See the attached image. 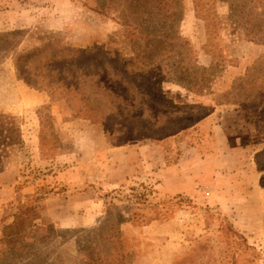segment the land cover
I'll list each match as a JSON object with an SVG mask.
<instances>
[{"label": "rangeland", "instance_id": "obj_1", "mask_svg": "<svg viewBox=\"0 0 264 264\" xmlns=\"http://www.w3.org/2000/svg\"><path fill=\"white\" fill-rule=\"evenodd\" d=\"M127 1L0 0V230L29 204L45 264H264V0H180L174 24ZM75 121L161 166L83 181Z\"/></svg>", "mask_w": 264, "mask_h": 264}, {"label": "trees", "instance_id": "obj_2", "mask_svg": "<svg viewBox=\"0 0 264 264\" xmlns=\"http://www.w3.org/2000/svg\"><path fill=\"white\" fill-rule=\"evenodd\" d=\"M175 2L176 5L179 7L177 9L174 8V0H139V1L128 0L126 2V5L129 10V14L131 12L133 13V9L136 6H138L140 7V9H142V13L147 11V15L150 16L152 13L155 14L154 12L151 11H155L163 19L170 20L171 23L174 24L181 21L182 19L180 0H176ZM132 3H134L133 6ZM129 23L125 21L123 25L131 27ZM247 25H250V23L248 22ZM137 26L141 27L140 24H137ZM141 33L142 32L139 31L140 37H141ZM250 33L253 35V38L258 37L260 35L264 37V31H262V29L251 28ZM16 34H18V32H11L5 35H1L0 41L4 38L6 39L7 37L14 36ZM167 36L173 37L174 45L177 49H181L183 43L187 44V46L189 45L188 41H186V39L182 37L179 31L175 28H171L169 35ZM82 53H87V52H84L82 50L81 55H85ZM93 54L96 55L95 52H93ZM25 57L26 60H28L23 62L25 63V67H26L30 64L29 61L30 59L29 56H25ZM96 57L99 59V57L101 56L97 54ZM113 57L115 61H118L120 59V56L117 53L115 54L113 53ZM102 60L108 62L110 61L109 57L104 54ZM119 61H124V59L121 58ZM17 71L19 72V76L24 80V82H26L28 85H33V83H31L23 75V71L21 69L17 68ZM0 135H1V126H0ZM38 218L39 217L37 215L36 208L33 205H29V204L18 207L16 212L8 216V219H11V221L9 223L4 224L2 226V229L0 230V264H19L17 262L20 261L24 262L27 260L30 261L32 260V261L25 264H45L44 259L39 260L37 258L35 260V258L37 257L36 256L37 253H35V251L32 250L31 245L37 242V238L35 235H37L39 232H45L48 234L40 238L42 242H44L45 239L49 238V236L53 234L52 232L53 227L52 225L45 226V224L42 222L36 223L35 220H37ZM44 227L46 229H44ZM88 258H89L88 263L89 262L95 263V259H94L95 256L93 255V253L89 254ZM9 259H11V261H9Z\"/></svg>", "mask_w": 264, "mask_h": 264}, {"label": "crops", "instance_id": "obj_3", "mask_svg": "<svg viewBox=\"0 0 264 264\" xmlns=\"http://www.w3.org/2000/svg\"><path fill=\"white\" fill-rule=\"evenodd\" d=\"M75 122L69 124L70 128L74 129V134L66 133V135L71 136L69 137L70 142L78 150L77 155L80 156L83 169H89L88 173L84 171L83 181L98 182L101 187L114 188L133 177L144 175L147 170L150 172L154 169L151 173L154 175L156 162H158V166H161V155L156 146L145 143L109 146L104 136H100L98 131L95 140H87L89 129L84 125L85 123ZM82 147L83 149L80 151ZM180 162L183 163V159ZM180 165V163L176 164L174 168L178 169ZM177 177L179 181L183 180L179 174ZM189 190L188 185L178 184L174 186V195L188 194Z\"/></svg>", "mask_w": 264, "mask_h": 264}]
</instances>
